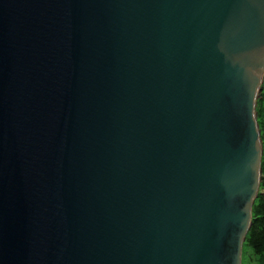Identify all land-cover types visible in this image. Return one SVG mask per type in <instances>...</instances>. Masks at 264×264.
<instances>
[{
  "label": "water",
  "instance_id": "1",
  "mask_svg": "<svg viewBox=\"0 0 264 264\" xmlns=\"http://www.w3.org/2000/svg\"><path fill=\"white\" fill-rule=\"evenodd\" d=\"M263 82L264 0H0V264H242Z\"/></svg>",
  "mask_w": 264,
  "mask_h": 264
},
{
  "label": "trees",
  "instance_id": "2",
  "mask_svg": "<svg viewBox=\"0 0 264 264\" xmlns=\"http://www.w3.org/2000/svg\"><path fill=\"white\" fill-rule=\"evenodd\" d=\"M259 120L264 141V90L259 105ZM262 168L263 178L261 189L263 193L259 195L254 205L252 227L248 233L245 244V246L250 248L253 254L257 257L258 264H264V156Z\"/></svg>",
  "mask_w": 264,
  "mask_h": 264
},
{
  "label": "rangeland",
  "instance_id": "3",
  "mask_svg": "<svg viewBox=\"0 0 264 264\" xmlns=\"http://www.w3.org/2000/svg\"><path fill=\"white\" fill-rule=\"evenodd\" d=\"M263 87H264V82H263ZM263 90H264V88H263ZM263 90L258 96L257 105H256V113H257L259 126H260V122H259L260 121L259 120V105H260V102H261V99H262ZM261 134H262V131H261ZM262 140H263V135H262ZM263 147H264V141H263ZM263 156H264V153H263ZM262 161H263V159H262ZM262 176H263V168H262ZM262 193L263 192H262V189L260 187V194H262ZM245 244H244V247H243L242 264H258L257 257L253 254V252H252V250L250 248H247L245 246Z\"/></svg>",
  "mask_w": 264,
  "mask_h": 264
}]
</instances>
